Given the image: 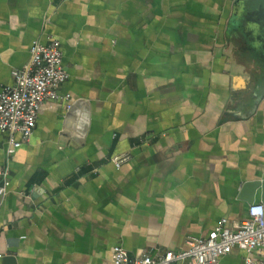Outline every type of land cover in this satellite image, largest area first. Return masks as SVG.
I'll use <instances>...</instances> for the list:
<instances>
[{
	"label": "crops",
	"instance_id": "crops-1",
	"mask_svg": "<svg viewBox=\"0 0 264 264\" xmlns=\"http://www.w3.org/2000/svg\"><path fill=\"white\" fill-rule=\"evenodd\" d=\"M35 39L59 41L72 108L45 101L9 157L0 133V264H112L115 245L181 250L248 218L241 186L264 178V0H0L1 86ZM119 152L131 159L115 168ZM247 256L260 263L234 247L216 264Z\"/></svg>",
	"mask_w": 264,
	"mask_h": 264
},
{
	"label": "built area",
	"instance_id": "built-area-1",
	"mask_svg": "<svg viewBox=\"0 0 264 264\" xmlns=\"http://www.w3.org/2000/svg\"><path fill=\"white\" fill-rule=\"evenodd\" d=\"M68 74L62 66L60 43L49 39L43 43L33 40L27 62L12 72L10 85H0V133L6 134L5 155L9 157L26 143L35 126L40 106L47 100L62 99L68 102V94L61 95L58 88ZM131 159L129 152L112 155L109 161L115 168ZM9 185L6 166L0 167V196ZM248 218L238 225L226 227V219L206 235L188 238L181 250H166L153 254L144 253L130 257L121 245L112 247V264H216L232 248L238 247L250 253L261 252L259 264H264V205L252 203L247 209ZM1 257V254H0ZM247 264H254L250 257Z\"/></svg>",
	"mask_w": 264,
	"mask_h": 264
},
{
	"label": "water",
	"instance_id": "water-1",
	"mask_svg": "<svg viewBox=\"0 0 264 264\" xmlns=\"http://www.w3.org/2000/svg\"><path fill=\"white\" fill-rule=\"evenodd\" d=\"M68 108H72V104H70ZM257 188H260L261 190V203L264 205V178L261 180H248L242 184L240 195L247 202V204L250 205L253 203L254 192ZM1 260L3 264H15V258L12 255L2 256Z\"/></svg>",
	"mask_w": 264,
	"mask_h": 264
}]
</instances>
